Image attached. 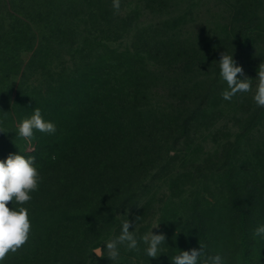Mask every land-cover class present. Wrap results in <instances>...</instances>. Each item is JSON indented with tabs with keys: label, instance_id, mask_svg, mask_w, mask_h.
<instances>
[{
	"label": "rangeland",
	"instance_id": "374dc122",
	"mask_svg": "<svg viewBox=\"0 0 264 264\" xmlns=\"http://www.w3.org/2000/svg\"><path fill=\"white\" fill-rule=\"evenodd\" d=\"M22 4L29 9L21 14L36 26L35 49L42 47L38 52L22 53L21 66L28 73L74 64L76 43L49 44L44 28L49 18L64 16L73 30L69 37H75L78 30L81 38L86 34L109 38L121 50L135 48L144 68L163 70L160 90L153 93L151 103L172 107L180 101L168 91L164 61L156 53L148 54L140 43L144 33L171 44L174 55L167 64L174 84L198 86L209 94L208 116L203 113L189 133L177 127L171 134L161 133L158 157L143 170L133 194L115 202L96 221L77 225L83 231L66 250L52 247L43 251L40 242H30L24 264H113L107 256L90 254V249L119 235L127 218L130 230L136 226L138 236L159 223L152 231L166 234L167 244L165 253L149 258L141 243L138 252L122 251L118 264H172V257L200 249L202 244L204 259L218 251L224 264H244L237 243L240 209L246 208L259 225L264 224V108L253 99L258 68L264 64V0H121L119 11L112 0H23ZM91 7L101 9L92 11ZM9 18L7 0H0V22L7 23ZM103 18H108V26L101 25ZM180 44L186 56H181ZM41 51L44 62L37 59ZM225 51L234 54L244 74L253 80L252 91L239 93L230 101L223 99L227 84L219 74V59ZM147 77L149 84L158 80L152 81L149 73ZM174 113L160 118L176 123L178 114ZM259 225L252 226L256 240L264 239L254 235ZM252 249L264 260V240ZM19 260L12 264H20Z\"/></svg>",
	"mask_w": 264,
	"mask_h": 264
},
{
	"label": "trees",
	"instance_id": "16d2710c",
	"mask_svg": "<svg viewBox=\"0 0 264 264\" xmlns=\"http://www.w3.org/2000/svg\"><path fill=\"white\" fill-rule=\"evenodd\" d=\"M22 1L7 0L10 18L7 23L0 22V127L5 130L0 131V159L21 152L35 156L43 179L32 193L33 199L25 205L32 220L30 239L8 257L7 264L17 258L24 264L31 251L26 245L32 241L40 242L43 251L71 247L74 237L83 231L77 225L96 221L115 202L133 194L143 170L155 161V155L158 157L161 133L171 134L176 127L189 133L201 115L207 114L209 99L201 87L172 82L167 64L174 55L171 44L144 33L140 43L148 54L156 53V58L164 61L166 78L170 80L168 91L180 101L172 107L151 103L153 93L160 90L158 81L164 71L144 68L143 58L135 48L121 50L109 38L90 34L81 38L78 30L75 37H69L73 30L64 16L49 18L44 28L49 44L76 43L74 64L26 72L21 66L22 53L38 52L42 47L35 49L36 26L21 14L29 9ZM96 9L101 7L92 11ZM107 23L108 18L101 19V25ZM183 48L180 44L181 56H186ZM43 54L41 51L37 58L41 62L45 61ZM49 57V53L45 55L47 60ZM147 73L152 81L158 78L157 82H146ZM36 108L56 124L57 131L53 135L36 131L29 143L16 133L20 122ZM173 112L178 114L176 123L160 118ZM9 207H14L11 201ZM239 212L242 215L237 216V243L243 262L264 264L252 253V245L260 247L264 240L252 236V226L261 222L246 208ZM212 241L209 239V243ZM206 248L210 251L208 245Z\"/></svg>",
	"mask_w": 264,
	"mask_h": 264
},
{
	"label": "clouds",
	"instance_id": "9594fccd",
	"mask_svg": "<svg viewBox=\"0 0 264 264\" xmlns=\"http://www.w3.org/2000/svg\"><path fill=\"white\" fill-rule=\"evenodd\" d=\"M113 8L119 11L121 0H112ZM220 77L226 82L227 89L222 96L225 100H232L239 93H247L253 89L252 78L244 74V68L238 64L234 54L226 51L219 59ZM256 87L253 99L258 107L264 108V64L258 68ZM0 131H4L0 127ZM36 131L53 135L57 131L56 124L45 119L39 108H36L30 117L23 119L18 126L19 137L31 142ZM43 177L36 165L35 156H25L21 153L10 154L6 159H0V264H7L8 257L18 252L30 239L32 220L30 209L25 205L33 199L32 193L39 189ZM11 201L14 207H9ZM19 205V207H17ZM159 223H154L148 233L138 236L136 226L134 230L129 219L121 223L119 235L107 239L104 246L93 247L90 254L103 258L107 256L113 264L121 260L122 251H140L143 243L144 254L149 258H157L165 253L167 236L164 233H155L153 228ZM256 237L264 238V224L256 227ZM202 244V243H201ZM206 255L205 245L200 249L185 250L172 257V264H224L221 254Z\"/></svg>",
	"mask_w": 264,
	"mask_h": 264
}]
</instances>
